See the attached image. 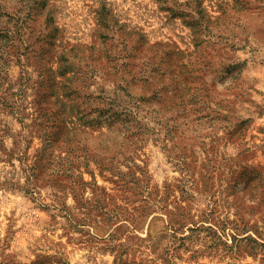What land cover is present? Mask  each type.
I'll return each instance as SVG.
<instances>
[{
	"label": "rangeland",
	"instance_id": "374dc122",
	"mask_svg": "<svg viewBox=\"0 0 264 264\" xmlns=\"http://www.w3.org/2000/svg\"><path fill=\"white\" fill-rule=\"evenodd\" d=\"M0 264H264V0H0Z\"/></svg>",
	"mask_w": 264,
	"mask_h": 264
},
{
	"label": "trees",
	"instance_id": "16d2710c",
	"mask_svg": "<svg viewBox=\"0 0 264 264\" xmlns=\"http://www.w3.org/2000/svg\"><path fill=\"white\" fill-rule=\"evenodd\" d=\"M28 8H30V7H28ZM205 229V230H210V229H212V227L211 226H207V227H203L202 225L201 226H197V225H194V228H191L192 230L193 229ZM176 231V228H174V232ZM213 232L215 233V234H217L216 233V231L215 230H213ZM247 238H250L251 240H253V241H255L256 239L255 238H253V237H251V236H248Z\"/></svg>",
	"mask_w": 264,
	"mask_h": 264
}]
</instances>
